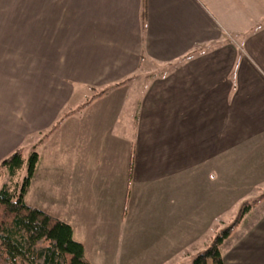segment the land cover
I'll return each mask as SVG.
<instances>
[{"label":"crops","instance_id":"0c3cea01","mask_svg":"<svg viewBox=\"0 0 264 264\" xmlns=\"http://www.w3.org/2000/svg\"><path fill=\"white\" fill-rule=\"evenodd\" d=\"M145 62L176 66L159 79ZM135 79L134 118L98 115ZM79 85L108 92L71 106ZM24 144V202L68 223L90 264H118L111 237L118 254L141 229L185 235L178 174L264 150V0H0V160Z\"/></svg>","mask_w":264,"mask_h":264},{"label":"rangeland","instance_id":"374dc122","mask_svg":"<svg viewBox=\"0 0 264 264\" xmlns=\"http://www.w3.org/2000/svg\"><path fill=\"white\" fill-rule=\"evenodd\" d=\"M21 15L26 14L23 12ZM38 64L40 63L33 62V68L40 67ZM175 64L179 65L181 61ZM176 65L148 66L145 62L141 67L158 69L156 75L162 79L160 76L168 75ZM139 86L138 79L133 80L124 94L109 95L106 104L110 105H107L108 107L100 105L101 110L98 106L96 112L98 115L99 112L101 115L107 112L115 113L114 115L124 119L134 118L136 106L131 103L136 101L135 90ZM75 88L71 106L84 103L100 92L98 89L84 88L80 85ZM121 101H126V108ZM111 103L116 104V108ZM119 107L121 109H118ZM105 144L108 142L105 141ZM23 147V166L13 176L7 173L0 174V188L21 187L27 172V160L32 151L30 145L24 144ZM255 151L258 152L256 155L237 157L235 161L230 160L236 157L234 154L225 156L229 157L226 158L229 161L225 162L223 172L196 167L179 173L176 190L181 215L178 214V220L186 219L184 223L187 225L186 234L184 235L180 226H177L171 237H159L157 235L159 231L155 228L141 229L139 236H132L123 241L121 252L118 254L114 250L117 244L111 237L112 239H109L114 245L111 252L113 261L117 259L118 264H191L194 256L205 250L216 235L235 220L243 204L249 203L250 207L244 211L239 224L221 244L220 255L223 264H264V150L257 146ZM221 180L224 189L217 185L218 182L220 185ZM261 195L263 197L259 199ZM258 199L259 201L253 204ZM50 207L48 209L55 216L63 210L60 205ZM182 223L178 221V225ZM88 248L93 249V244ZM88 257H92L90 251Z\"/></svg>","mask_w":264,"mask_h":264},{"label":"trees","instance_id":"16d2710c","mask_svg":"<svg viewBox=\"0 0 264 264\" xmlns=\"http://www.w3.org/2000/svg\"><path fill=\"white\" fill-rule=\"evenodd\" d=\"M107 90L100 91L90 100ZM68 114L69 112L62 114L38 142L48 137ZM35 149L36 145L29 154L27 172L21 187L0 188V264H90L84 246L73 238L72 227L68 223L24 202L25 190L38 161ZM23 164V148L20 147L0 160V174L13 176ZM262 197L261 195L259 199ZM249 207V203L243 204L235 220L220 231L205 250L197 253L191 264H223L219 248Z\"/></svg>","mask_w":264,"mask_h":264}]
</instances>
